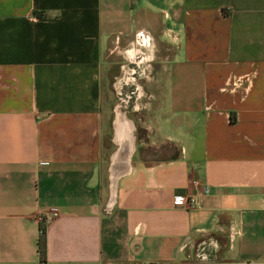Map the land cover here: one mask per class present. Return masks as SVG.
<instances>
[{"label": "crops", "instance_id": "1", "mask_svg": "<svg viewBox=\"0 0 264 264\" xmlns=\"http://www.w3.org/2000/svg\"><path fill=\"white\" fill-rule=\"evenodd\" d=\"M134 36L152 100L111 193L101 90ZM0 264H264V0H0Z\"/></svg>", "mask_w": 264, "mask_h": 264}, {"label": "rangeland", "instance_id": "2", "mask_svg": "<svg viewBox=\"0 0 264 264\" xmlns=\"http://www.w3.org/2000/svg\"><path fill=\"white\" fill-rule=\"evenodd\" d=\"M143 35L146 36V32L143 31ZM138 39L134 36L131 43L118 54L112 64L113 75L102 84V137L107 142L104 143L102 158L105 165L110 161L106 157L117 147L115 142L110 141L115 113L121 111L133 128L144 118L152 100V94L148 90L152 84L153 70L156 68L155 46L150 38L145 44L144 41H136Z\"/></svg>", "mask_w": 264, "mask_h": 264}, {"label": "bare ground", "instance_id": "3", "mask_svg": "<svg viewBox=\"0 0 264 264\" xmlns=\"http://www.w3.org/2000/svg\"><path fill=\"white\" fill-rule=\"evenodd\" d=\"M113 120V139L117 144L116 149L111 155V169H110V187L113 193L115 177L121 170L127 166L128 156L132 147V124L124 116H115ZM120 165L121 167H117Z\"/></svg>", "mask_w": 264, "mask_h": 264}, {"label": "built area", "instance_id": "4", "mask_svg": "<svg viewBox=\"0 0 264 264\" xmlns=\"http://www.w3.org/2000/svg\"><path fill=\"white\" fill-rule=\"evenodd\" d=\"M140 38H142V33H140ZM144 36V35H143ZM147 37V36H145ZM208 189L205 188V192L207 191ZM173 202L176 204V205H183L185 207H190L193 203H194V197L191 196L190 194H185V195H179V194H176V195H173ZM57 213L56 209L54 207H49L47 210L45 211H42L41 213L38 214L37 216V219H38V222H42L44 225L46 222H48L53 216H55Z\"/></svg>", "mask_w": 264, "mask_h": 264}, {"label": "trees", "instance_id": "5", "mask_svg": "<svg viewBox=\"0 0 264 264\" xmlns=\"http://www.w3.org/2000/svg\"><path fill=\"white\" fill-rule=\"evenodd\" d=\"M36 251L40 261L45 260V226L42 222L38 223V235L36 238Z\"/></svg>", "mask_w": 264, "mask_h": 264}, {"label": "flooded vegetation", "instance_id": "6", "mask_svg": "<svg viewBox=\"0 0 264 264\" xmlns=\"http://www.w3.org/2000/svg\"><path fill=\"white\" fill-rule=\"evenodd\" d=\"M128 52V51H127ZM129 53V52H128ZM120 116V115H123V113L121 112V111H117L116 113H115V115H114V117H113V120L116 118L115 116ZM112 123H113V121H112Z\"/></svg>", "mask_w": 264, "mask_h": 264}]
</instances>
